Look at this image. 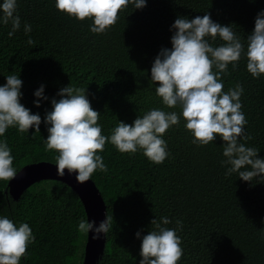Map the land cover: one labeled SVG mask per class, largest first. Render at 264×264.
I'll use <instances>...</instances> for the list:
<instances>
[{"label":"trees","instance_id":"obj_1","mask_svg":"<svg viewBox=\"0 0 264 264\" xmlns=\"http://www.w3.org/2000/svg\"><path fill=\"white\" fill-rule=\"evenodd\" d=\"M55 4L56 0H17L21 27L11 38V24L0 23V86L8 75L20 76V102L42 121L40 133L35 127L25 133L10 127L0 137L11 149L17 173L32 163H56L58 153L46 148L45 117L64 87L85 90L101 115L98 124L106 137L119 121L131 125L154 108L180 114L179 106L163 105L155 92L159 85L151 82L155 58L162 49L172 48L175 20L210 14L213 22L233 27L246 53L247 37L264 12V0H146L143 9L130 3L114 26L94 34L92 19L81 22ZM25 23L31 25L29 34ZM30 38L33 45L27 44ZM208 39L213 46L224 43L219 37ZM237 64L235 70L229 64L230 75L222 74L223 91L242 85L245 132L252 139L240 142L258 149V158L264 159V75L254 78L247 71L245 54ZM41 86L47 99L36 107L34 93ZM185 123L181 115L179 125L162 137L169 156L161 164L140 150L121 153L110 142L97 152L107 171L97 170L91 178L112 218L99 264H140L142 238L151 230V221L162 217L171 221L166 227L172 229L182 221V230L177 229L183 249L178 264H264V177L245 182L238 173L226 175L221 163L226 159L224 141L217 137L208 145L194 144ZM9 182L0 181V216L17 227L27 223L35 238L20 264H82L87 234L78 230V223L87 221V215L77 193L64 182L42 180L14 200Z\"/></svg>","mask_w":264,"mask_h":264},{"label":"clouds","instance_id":"obj_2","mask_svg":"<svg viewBox=\"0 0 264 264\" xmlns=\"http://www.w3.org/2000/svg\"><path fill=\"white\" fill-rule=\"evenodd\" d=\"M134 5L136 9L146 7V0H56V8L79 21L92 19L90 31L104 33L119 19V12ZM17 11V0H3L0 4V23L11 24L9 38L20 29L21 18ZM172 48H164L151 67V82L158 84L155 92L169 109L180 107L181 113L151 109L138 116L133 124L119 121L110 136L102 134L98 124L100 113L93 110L87 93L71 84L60 90L58 101L52 99V111L47 112L45 122L49 126L46 148L55 150L56 166L60 176L77 174L80 184H85L97 171L106 172L107 166L101 155L110 142L121 153L135 154L138 150L155 164H161L169 156L167 143L162 138L172 127L178 126L181 115L186 121L185 128L194 137L193 143L208 145L220 137L224 141L221 161L227 167L226 175L238 173L239 179L252 182L264 177V159L259 150L246 143L252 136L245 132L247 119L242 112L241 96L243 87L236 84L225 93L221 76L230 75L242 54L247 58V71L254 77L264 75V12L258 14L255 28L247 37V50L233 31L232 26H222L212 21L210 14L194 19L179 17L172 25ZM25 34L32 31L31 25L24 24ZM219 37L224 43L213 46L209 43ZM35 41L28 39L27 44ZM213 68L217 71H213ZM6 84L0 86V137L10 127H17L20 133L35 127L40 133L41 117L32 114L20 101L23 81L15 74L6 77ZM39 101L44 96V86L34 93ZM14 157L7 141H0V181L16 178L13 167ZM244 169V170H242ZM171 221L167 217L151 221L152 228L143 236L140 264H178L183 256L181 238L177 229L182 230V221L177 220V229L166 227ZM112 218L107 216L96 226L95 221L80 220L78 230L88 234L95 232V239L106 234L111 228ZM137 238L141 233L137 232ZM32 229L27 223L18 227L7 216H0V264H20L27 253L28 245L34 241Z\"/></svg>","mask_w":264,"mask_h":264},{"label":"water","instance_id":"obj_3","mask_svg":"<svg viewBox=\"0 0 264 264\" xmlns=\"http://www.w3.org/2000/svg\"><path fill=\"white\" fill-rule=\"evenodd\" d=\"M75 173L69 174L67 170L64 176H60L55 162L42 161L24 166L16 175L14 180H10L8 192L14 200H19L22 194L33 184L42 180H57L69 185L79 196L86 211L87 220L95 221L99 226L104 221L107 214L106 202L95 184L90 178L85 184H80ZM95 232L87 234L82 264H99L105 251L107 233L100 234L99 239H95Z\"/></svg>","mask_w":264,"mask_h":264}]
</instances>
